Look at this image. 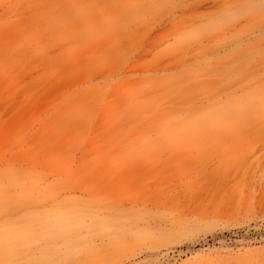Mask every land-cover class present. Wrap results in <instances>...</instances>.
Listing matches in <instances>:
<instances>
[{"label":"rangeland","instance_id":"1","mask_svg":"<svg viewBox=\"0 0 264 264\" xmlns=\"http://www.w3.org/2000/svg\"><path fill=\"white\" fill-rule=\"evenodd\" d=\"M0 264H264V0H0Z\"/></svg>","mask_w":264,"mask_h":264}]
</instances>
